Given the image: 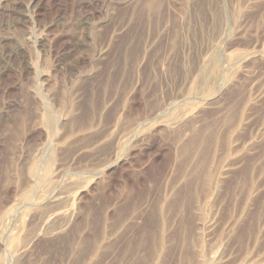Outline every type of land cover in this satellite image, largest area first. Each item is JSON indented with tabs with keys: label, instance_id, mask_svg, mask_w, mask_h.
Segmentation results:
<instances>
[{
	"label": "rangeland",
	"instance_id": "obj_1",
	"mask_svg": "<svg viewBox=\"0 0 264 264\" xmlns=\"http://www.w3.org/2000/svg\"><path fill=\"white\" fill-rule=\"evenodd\" d=\"M0 264H264V0H0Z\"/></svg>",
	"mask_w": 264,
	"mask_h": 264
}]
</instances>
